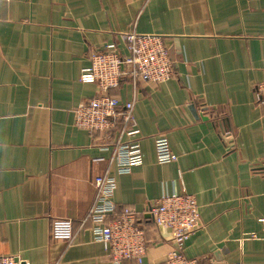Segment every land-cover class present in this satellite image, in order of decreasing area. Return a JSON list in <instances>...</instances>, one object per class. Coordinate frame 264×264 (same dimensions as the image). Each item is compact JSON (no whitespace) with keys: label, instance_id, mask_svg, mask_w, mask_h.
Returning <instances> with one entry per match:
<instances>
[{"label":"crops","instance_id":"obj_1","mask_svg":"<svg viewBox=\"0 0 264 264\" xmlns=\"http://www.w3.org/2000/svg\"><path fill=\"white\" fill-rule=\"evenodd\" d=\"M165 37L174 62L159 84L125 78L110 94L133 102L143 163L118 175L103 134L75 125L98 88L80 82L89 54L124 34ZM264 0L0 1V256L26 264H112L86 218L96 178H116L113 220L133 208L146 229L142 264L173 249L148 207L162 196L196 198L200 229L184 254L202 264H264ZM166 138L178 161L159 164ZM116 132L110 143L115 144ZM70 220L75 240H53ZM122 264H138L129 260Z\"/></svg>","mask_w":264,"mask_h":264},{"label":"built area","instance_id":"obj_2","mask_svg":"<svg viewBox=\"0 0 264 264\" xmlns=\"http://www.w3.org/2000/svg\"><path fill=\"white\" fill-rule=\"evenodd\" d=\"M123 39L125 55L115 44L90 52V65L82 70L80 82L96 85L98 94L75 110L76 127L91 136L103 134L102 148H113L110 165L116 166L118 175L129 174L134 167L142 165L144 156L138 139L140 130L133 115L134 103L121 102L110 91L118 88L125 78L142 84L164 83L172 77L174 66L165 37L130 31ZM255 99L258 107L264 109V82L256 86ZM115 132L117 140L112 145L109 141ZM155 153L159 164L178 161L166 138L155 140ZM95 187L96 200L86 218L93 223L94 241L104 245L112 264L129 260L142 264L148 243L140 214L133 208H124L110 220L116 213L112 200L116 178L106 173L96 178ZM147 214L157 230L169 232L173 242V249L162 264H202L184 254L187 243L200 229L199 206L194 196L186 193L162 196L148 207ZM51 237L73 244L72 221L54 220ZM0 264L26 263L15 256H0Z\"/></svg>","mask_w":264,"mask_h":264},{"label":"trees","instance_id":"obj_3","mask_svg":"<svg viewBox=\"0 0 264 264\" xmlns=\"http://www.w3.org/2000/svg\"><path fill=\"white\" fill-rule=\"evenodd\" d=\"M119 213H120V212H119ZM118 215H119V214H118ZM118 215H117V216H118Z\"/></svg>","mask_w":264,"mask_h":264},{"label":"rangeland","instance_id":"obj_4","mask_svg":"<svg viewBox=\"0 0 264 264\" xmlns=\"http://www.w3.org/2000/svg\"><path fill=\"white\" fill-rule=\"evenodd\" d=\"M116 45V44H115ZM122 53V52H121Z\"/></svg>","mask_w":264,"mask_h":264}]
</instances>
